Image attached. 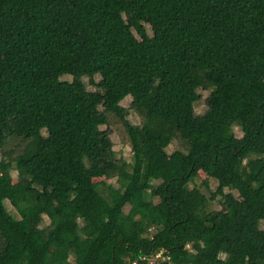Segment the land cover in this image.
I'll list each match as a JSON object with an SVG mask.
<instances>
[{"label":"trees","instance_id":"16d2710c","mask_svg":"<svg viewBox=\"0 0 264 264\" xmlns=\"http://www.w3.org/2000/svg\"><path fill=\"white\" fill-rule=\"evenodd\" d=\"M0 152V264H264V0H0Z\"/></svg>","mask_w":264,"mask_h":264},{"label":"rangeland","instance_id":"374dc122","mask_svg":"<svg viewBox=\"0 0 264 264\" xmlns=\"http://www.w3.org/2000/svg\"><path fill=\"white\" fill-rule=\"evenodd\" d=\"M153 31L155 32L156 29H150L149 27H147V32L150 35L153 33ZM83 81L87 84V87L89 90L95 89L94 85L89 84L88 78H84ZM99 104L101 105V107L104 106V103L102 101H100ZM121 105L128 109L127 120L131 124L139 125L140 122L144 119V111L142 109L130 107L129 98H126L124 101H122ZM204 108H205L204 105H199L196 109V113L202 112ZM102 129L106 130L107 134L110 135L112 142H113V150L116 152V154L118 156H123L127 161H130L131 148H130L128 141H126L124 132L120 128V126L116 123H111L108 126H103ZM234 131L236 133V136L240 137L239 129L237 127L234 128ZM0 155H1V152H0ZM262 158L264 159V155L262 156ZM12 174H13V182L16 183L17 179L15 178V172H13ZM198 177L203 184H207L211 188V190L214 189L216 182L210 178V176L208 175L205 169L199 170ZM102 180H103V177H96L93 179L94 182H100ZM211 208L224 210V206L222 205L217 206L215 204H212ZM46 223L47 221H45V224Z\"/></svg>","mask_w":264,"mask_h":264},{"label":"built area","instance_id":"2783aa9c","mask_svg":"<svg viewBox=\"0 0 264 264\" xmlns=\"http://www.w3.org/2000/svg\"><path fill=\"white\" fill-rule=\"evenodd\" d=\"M168 260H170L169 256L165 253L164 249H161L151 254H141L129 264H160Z\"/></svg>","mask_w":264,"mask_h":264}]
</instances>
